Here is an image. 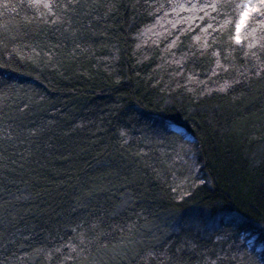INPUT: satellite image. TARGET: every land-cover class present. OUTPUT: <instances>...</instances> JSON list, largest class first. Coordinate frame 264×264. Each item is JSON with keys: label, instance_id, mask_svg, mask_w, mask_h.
<instances>
[{"label": "trees", "instance_id": "1", "mask_svg": "<svg viewBox=\"0 0 264 264\" xmlns=\"http://www.w3.org/2000/svg\"><path fill=\"white\" fill-rule=\"evenodd\" d=\"M247 1L0 0V264H264Z\"/></svg>", "mask_w": 264, "mask_h": 264}, {"label": "rangeland", "instance_id": "2", "mask_svg": "<svg viewBox=\"0 0 264 264\" xmlns=\"http://www.w3.org/2000/svg\"><path fill=\"white\" fill-rule=\"evenodd\" d=\"M258 8V1L257 0H248L246 4L244 5L241 17L239 19L238 27H237V40L240 41V38L242 36V32L244 30V27L246 26L249 18L251 15H253ZM247 12V16H244V13ZM243 21V23H241ZM251 241H255L258 238V235H251ZM261 249V246H260Z\"/></svg>", "mask_w": 264, "mask_h": 264}, {"label": "snow or ice", "instance_id": "3", "mask_svg": "<svg viewBox=\"0 0 264 264\" xmlns=\"http://www.w3.org/2000/svg\"><path fill=\"white\" fill-rule=\"evenodd\" d=\"M34 2L36 3V4H39V3H41V0H34ZM261 2L262 3H264V0H261ZM44 7H50V5L49 4H44ZM247 12H245L244 13V16H247ZM241 23H243V21H241Z\"/></svg>", "mask_w": 264, "mask_h": 264}]
</instances>
